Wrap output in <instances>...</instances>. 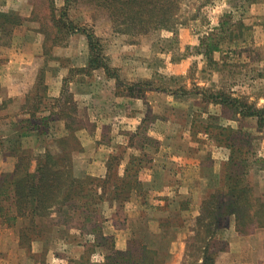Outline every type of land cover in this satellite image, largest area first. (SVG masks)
I'll return each mask as SVG.
<instances>
[{
    "label": "rangeland",
    "instance_id": "1",
    "mask_svg": "<svg viewBox=\"0 0 264 264\" xmlns=\"http://www.w3.org/2000/svg\"><path fill=\"white\" fill-rule=\"evenodd\" d=\"M140 1L141 6L126 5L125 0H0V14L17 18L18 23H6L0 28V84L1 72H8L15 57L20 59L19 64L23 62L25 73L8 85L11 91L14 87L21 91L22 102L19 97H9L11 94L0 86V95L6 93L4 106L0 107V138L3 142L2 136L13 139L17 122L29 119L36 107L40 109L37 116H49L54 100L61 97L54 112H64L69 118L60 115L61 121L52 123L46 136L36 133L23 138V148L33 157L32 171L38 157L50 152L53 161L58 159L59 163L71 155L67 162H71L76 178L87 182L89 178L107 180L96 189V199H100L96 206L93 203L85 214L71 210L68 228L73 230L67 241L80 240L86 246L95 241V235L74 234L81 235L84 216L96 212L97 234L112 237L116 249L113 229L129 231L128 247L133 252L125 264H202L207 233L205 228L193 225L203 201L219 188L220 173L232 155L230 149L216 143L206 132L208 125L235 128L242 132L240 138L243 133L250 135L254 156H249L247 180L252 195L264 200L255 194L252 185L260 182L264 186V168L256 164L257 159L264 160V129L259 130L257 119L235 115L210 100L223 93L264 109V0ZM3 21L0 16V24ZM88 35L98 43L111 75L105 69L87 71L92 56ZM211 45L219 49L208 54ZM30 54L35 56L33 64ZM113 59L117 62L113 63ZM61 67L71 71L60 83L52 80L49 92L46 71L53 77ZM77 83L95 90L94 104L77 105L73 90ZM66 123L70 127L66 128ZM83 129L88 133L99 131L104 139L97 142L87 136L82 143L78 134ZM70 132L76 133L75 140L59 141ZM83 151L85 156H79ZM1 155L0 176H4L6 186L16 179L12 174L19 158L10 153ZM154 159L155 166H165L167 172L152 185L142 179L146 176L141 172ZM94 160L102 163L101 169L91 166ZM189 167L193 169L182 173ZM110 168L117 182H108ZM259 168L263 172L253 173ZM175 172L181 174L182 180L187 174L195 197L185 196L189 185L177 187ZM126 177L139 182L138 187L134 183L127 192L117 190L119 179ZM157 184L161 188L172 184V192L178 194L173 198L158 195ZM89 187L87 193L91 191ZM87 193L85 201L92 198ZM158 210L166 215L154 229L151 219ZM57 212L43 213L45 224L50 225L53 216L57 221L64 220L57 217ZM256 212L250 207L242 210L246 216ZM165 224L169 226L167 230L160 231ZM8 228L2 232L7 240L13 237L11 229L19 235L18 227ZM232 229L236 230L235 219L223 235L229 243ZM28 238H18V261L8 244H2L0 255L5 261L1 263L44 264L46 253H35ZM135 238L139 244L132 240ZM161 241L166 250L155 253ZM89 250L84 254L89 252L94 263H104V253L109 254L102 247ZM228 250L219 255L216 264Z\"/></svg>",
    "mask_w": 264,
    "mask_h": 264
},
{
    "label": "trees",
    "instance_id": "2",
    "mask_svg": "<svg viewBox=\"0 0 264 264\" xmlns=\"http://www.w3.org/2000/svg\"><path fill=\"white\" fill-rule=\"evenodd\" d=\"M125 3L126 5L136 4L137 6H141L143 1L125 0ZM138 13L137 15L140 16L139 11ZM0 16L4 18V23L0 24V28L6 23L18 24L16 22L17 18H11L6 14H0ZM136 20H133V22ZM88 37L91 42L92 56L90 57L87 71L92 72L98 69H105L111 75L110 66L104 62L101 52L97 48L98 43L91 40L92 36L88 35ZM218 49L217 45H211L208 54ZM42 77L44 75L41 76V81L44 79ZM36 98L38 100L41 99L39 95H36ZM210 100L234 111L235 115H241L243 118L257 119L258 128L260 131H263L264 109L257 108L256 104H251L248 101L244 102L223 93L211 96ZM55 102L60 103L61 97L55 99ZM56 103L55 106L57 107ZM55 106L52 109L50 108L49 116L43 117L37 116V111L40 109L36 107L31 112L29 119L17 122L14 129L17 134L13 139L9 138L7 140L8 146L5 153H10V155L17 156L19 159L12 174L13 178L16 179L8 182L6 185L8 187L5 186L4 176H0V220L3 225H7L8 227L18 226L21 241L25 236H28L30 242L33 243V241L42 239L46 233H52L57 228L60 229H58L59 233L62 232L64 238L68 237L67 235L73 230L68 228L71 210H75V212L82 210V214H85L86 210L93 203L96 206V201H98L96 196H99L96 189L103 187V184L100 182H107V180L89 178L91 181H88V184L85 179L76 178L70 168L71 162H67L70 160L71 155H66L62 163H59L58 159H54L53 161L54 156L50 152H47L45 155L38 157L36 168L32 171L33 157H29L27 149L23 148V138L36 133L46 136L50 125L61 121L60 115H65L69 118L64 112L60 114L54 112ZM46 110L49 109L45 108ZM67 123L65 124L66 128L70 127ZM217 130L221 132L217 133ZM74 132H70V134H67L68 136L61 137L59 141L67 142L70 139L75 140L76 133ZM206 132L211 134L216 143L224 145L232 153L230 161L224 164L220 173L219 188L203 201L201 213L193 225L194 228H205L207 233L202 264H216L219 255L229 249V242L223 235L230 228L233 219H235L237 232L242 236L252 233L251 226L254 228H264V200L262 198H255L252 195L253 190L247 180L251 167L249 156H254L251 150L250 135L243 133V137L240 138L241 131L232 127H214V125H208ZM4 144L2 138H0V148L4 147ZM8 147H10L9 150ZM256 164H260L264 168V160L257 159ZM112 170L110 168L109 183L118 181L117 176L113 180ZM126 178V180L119 179L120 185H117V190L123 189L127 192L131 187H134V183L138 187L139 182L134 181L133 183L132 179ZM87 184L88 187H91H89L91 191L88 193L86 192L88 188L86 187ZM85 192L88 194L87 196L92 197L90 200L85 201ZM3 203H8L9 206H4ZM244 207L256 209L257 212L254 216L243 215L242 210H244ZM49 210H57V217H64V220L57 221L53 216L51 217V224L53 225L45 224L42 214ZM96 214V212H93L84 216L83 223L81 224L82 227L80 228L81 236L88 234L95 235V241L89 242L90 245L86 246V250L102 247L109 254L104 253V263H94L88 257L89 250L87 254H84L74 264H121L122 262L125 264L128 260L127 256L130 257L132 255V248L128 247L124 251L118 250L112 237H108L102 233L97 234L99 226H97L98 220H96ZM167 227L169 226L165 224L161 226V229L166 231ZM132 240L137 241L136 243L139 244L136 238ZM160 244L155 249V253L156 251L166 250L162 241Z\"/></svg>",
    "mask_w": 264,
    "mask_h": 264
},
{
    "label": "crops",
    "instance_id": "3",
    "mask_svg": "<svg viewBox=\"0 0 264 264\" xmlns=\"http://www.w3.org/2000/svg\"><path fill=\"white\" fill-rule=\"evenodd\" d=\"M39 54L41 57H43V53H37ZM30 56V62L33 64L34 63V59L35 56H32L31 54ZM33 57V58H32ZM14 60L11 61V65H9L8 67V72L2 71L1 72V84H2V89L4 90V92H8L9 94H11V96L9 97H19L20 101H23V96L21 91L15 89L9 90V84L12 80H17L22 78L25 73L24 70L22 69V63L19 64V58L15 57ZM113 63L114 61H116L115 59L112 60ZM117 62V61H116ZM84 66V65H83ZM72 68V67H71ZM65 69V70H64ZM70 68H65V67H61L56 73L55 76L53 75V77L51 76L50 72L46 71V83L49 86V92H50V84L52 82V80L54 81V79H56L57 81H59V83L68 76L69 72H70ZM37 75V74H36ZM35 75V77H36ZM8 87V88H7ZM86 88V89H85ZM53 89V87H52ZM7 90V91H6ZM74 93H75V101L77 103L78 106H84L86 107L87 103H91L94 104V96H95V90L92 89L91 87H86L83 85H80L79 83H77V86H75V88H73ZM7 93V94H8ZM6 95V93L4 94ZM4 95H0V107L3 105L4 106V101H5V97ZM52 95V94H51ZM57 95V94H56ZM55 94H53L51 97L56 98L59 96H56ZM103 99L105 100V102H107V98L103 97ZM102 103V102H101ZM15 136V135H14ZM65 136V135H64ZM87 136H91V138L97 142L101 141L102 139H104V134H102L101 132L97 131L95 133H88L86 132V129H83L81 132H79L78 134V139L82 141V143H84V141H86L85 139H87ZM4 137V143H6V138L7 136H2ZM8 140V138H7ZM84 145V144H83ZM5 149L0 148V156H2V153H5ZM96 150L94 151V155L96 156ZM79 156L84 157V151L83 153L79 154ZM154 163H151V165L149 166V168H145V170H143L141 172V175H145L146 177L142 178L146 183H150L152 185L156 184L155 181H157L159 183V181L157 179H159V176H162L163 173L167 172V168L164 167H159V166H155V162L156 160L154 159L153 161ZM92 163V162H91ZM102 163L99 162V160H94L92 163V167L95 168H99L101 169L100 166ZM201 168H203L202 166H200ZM215 168V167H213ZM193 169V167H189V169L187 171L183 170V172H190ZM217 168H215V172H216ZM218 171V170H217ZM263 172V169L259 168V169H255L253 170V173L255 172ZM1 173V172H0ZM103 173H105V171L103 170ZM92 174H96V173H92ZM177 174V175H176ZM105 175V174H104ZM254 175V174H253ZM158 176V177H156ZM174 183H177V187L182 188L183 186H185L186 184L189 185V182H187L189 179L187 178V174L184 175V179H181V174L180 173H174ZM157 178V179H156ZM180 179V180H178ZM158 185V184H157ZM172 184H168V185H164L163 188H161L159 185V187H157L159 192H156L158 195H165L168 197L173 198L174 196H176L178 194V192H172L171 186ZM253 188L255 189V194L259 197H263L264 198V186L261 185L260 182H256L255 184H252ZM174 186V185H173ZM178 190V189H177ZM182 193V190L180 189L179 194ZM186 195L188 197H195L196 192L193 189V187L191 185H189L187 191L185 192ZM157 215L155 217H153V219H151V228L154 229H158L161 223V220L163 218H165V213L163 211H157ZM156 213V212H155ZM18 226L12 227V228H16ZM9 229L7 227V225H3L1 223L0 220V246L2 244H8L9 248H11V252L13 253V257L15 255V259H17L18 255L16 256V254H18V246H19V237L16 235V229H11L13 230V237L9 238L8 240L5 238V235H3V231ZM59 228L54 229L52 231V233H46L42 239H37L35 241H33V248H34V252L35 253H43L46 252V261L44 264H68V263H74L76 261H78L85 253L86 250V245L82 242H80V240L78 241H67L66 237L64 238V235H62V232L59 233ZM113 234L116 236L117 238V249L118 250H127L128 248V241H129V231L127 229L119 231L117 229H113ZM160 231L162 229H159ZM18 231H19V227H18ZM75 231V230H74ZM74 233V232H73ZM73 235V234H72ZM81 236L79 234V232H76V234H74L75 237L77 236ZM230 243H229V250L228 253H226L225 255H221V257L219 258V262L218 264L221 263H225L228 262L230 264H264V228H256L252 231V233L248 234V235H240L235 229H232L231 231V237H230ZM7 241V242H6ZM37 246L38 250H35V247ZM16 253V254H15ZM11 257V256H10ZM226 257V258H225ZM12 258V257H11ZM10 258V259H11ZM2 261H5L3 259V256L0 255V264ZM18 261V259H17ZM11 264V263H10ZM37 264H42V263H37Z\"/></svg>",
    "mask_w": 264,
    "mask_h": 264
}]
</instances>
